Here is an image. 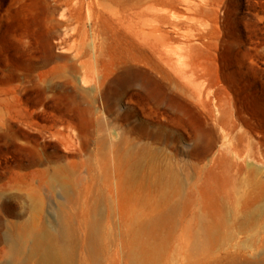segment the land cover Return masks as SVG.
<instances>
[{"label":"rangeland","instance_id":"374dc122","mask_svg":"<svg viewBox=\"0 0 264 264\" xmlns=\"http://www.w3.org/2000/svg\"><path fill=\"white\" fill-rule=\"evenodd\" d=\"M123 138L157 152L153 183L179 176L194 228L235 177L241 197L254 170L264 180V0H0V264L31 198L59 201L44 173ZM249 204L229 201L225 237L191 236L176 263L264 264Z\"/></svg>","mask_w":264,"mask_h":264},{"label":"bare ground","instance_id":"6f19581e","mask_svg":"<svg viewBox=\"0 0 264 264\" xmlns=\"http://www.w3.org/2000/svg\"><path fill=\"white\" fill-rule=\"evenodd\" d=\"M124 143V138L109 147L103 142L102 149L108 148L110 155L102 153L100 162L93 157L89 167L55 165L51 173H44L45 181L58 186L59 201L50 207L52 213L41 196L31 198L32 215L6 237L7 264H177L191 236L196 250L219 243L228 226L229 201H250L243 230L264 220V204L259 205L264 201V180L254 170L245 197L239 196L243 183L235 177L226 196L217 201L216 217L198 216L201 228H194L191 221L197 215L194 208L189 213L179 176L172 171L160 184L153 183L154 170L143 164L148 165L157 152L125 148ZM191 203L197 206V201Z\"/></svg>","mask_w":264,"mask_h":264}]
</instances>
